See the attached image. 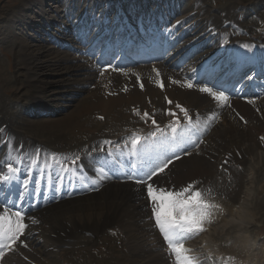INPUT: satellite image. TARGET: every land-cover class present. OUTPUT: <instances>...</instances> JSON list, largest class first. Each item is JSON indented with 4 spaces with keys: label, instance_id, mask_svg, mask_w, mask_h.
I'll return each instance as SVG.
<instances>
[{
    "label": "bare ground",
    "instance_id": "bare-ground-1",
    "mask_svg": "<svg viewBox=\"0 0 264 264\" xmlns=\"http://www.w3.org/2000/svg\"><path fill=\"white\" fill-rule=\"evenodd\" d=\"M19 1L11 17L1 14L0 33L2 32L4 36L1 33L0 37L2 41L10 37L14 39L12 44L17 49L15 55L18 59L15 60L14 77L19 80L24 76L29 87L27 90V92L30 91L29 104L22 105V110L35 106L51 111L52 116L42 117L43 123L40 124L34 120L32 125H40L42 132L46 130L48 135H54L57 143H81L83 138L94 139L107 135L109 132L121 131L120 129L127 123H133L137 118L132 114V108L137 104L146 106L148 97L157 98L158 105L162 108L165 106L163 95L158 88V81L150 76L148 70H145L143 79L139 80L135 72L128 73L121 80L117 76L118 81L112 90L113 93L107 94L105 92L110 90L111 86L101 87V82L97 80L96 67L87 62L86 57L53 47L49 42H44V38L37 39L36 42L30 41L24 34V30L20 33L16 30L31 27L43 20L40 24L43 26L47 24L46 28L43 27V31H48L47 26H59L58 32L52 34L66 41L69 40L68 35L65 34L66 29L74 27L78 32L77 27L84 20L101 24L102 30L109 24L115 26L125 24V21H119L118 13L121 9L109 6L110 2L119 3L121 0ZM149 1L140 0L138 3L142 5ZM247 1L249 0H234L232 5L236 6L233 8L223 7L221 0H214L216 6L209 5L208 0H192V6L190 5L189 9L183 12L184 14L174 19L173 26L177 25L175 21L181 20L184 23L179 30L183 29L184 34L188 35L194 33L185 42L200 40L202 37L203 41L198 47L205 46L204 52L211 49L204 53V55L207 54L206 57L218 60L229 57L236 61L240 54L243 56L253 54L254 46L263 48L264 38L230 36L231 44L226 45L223 41L217 50L208 54L214 50L212 43L216 38V30L222 31V38L227 35L223 31L224 28H228L226 32L229 34L235 33L239 26L250 28L252 26L250 21L253 24L250 18H254L256 12L264 11V0L252 1V8L247 7ZM82 2L83 4L80 5ZM227 2L232 3L231 0ZM240 7L242 10H239ZM69 10H75L77 13L71 19L68 18ZM190 10H195V15H191ZM126 11L130 17H136L138 13V10L135 12L129 4H126ZM66 17L67 20H65ZM245 20H250L249 24ZM262 21L264 22V18ZM70 25L72 27H69ZM90 31L93 30L90 29ZM252 31L249 32L253 34ZM72 32L73 29L69 30V33ZM74 39L75 36L70 40L72 46ZM243 41H248L251 45L247 51L240 52L236 50V47ZM80 50L84 53V48ZM5 80L7 81V78L0 71V83ZM165 82L168 95L191 109L200 108L201 117H196L199 123L203 121L204 124L208 121L212 123L214 118L211 114L220 113L225 107L226 100H217L210 93L201 91L203 87L200 84L188 87L189 83L173 71L166 72ZM89 85H95V87L85 90ZM78 91L87 95L79 101L75 100L79 104L72 107L69 113L64 115L56 108L55 104L59 100L64 97L68 99L69 95ZM233 105L247 119L246 125L237 119L231 120L227 117L212 130L208 137L210 144L202 147L199 155L194 154L179 160L159 175L156 181L159 186L177 187L199 180L198 184H201L208 194L216 190L218 199L224 204L226 212L217 224L205 225L206 232L201 235L198 242L195 240V246L201 252L208 251L209 255L214 252L232 253L237 256L243 254L247 260H250L252 257L257 259L263 253L262 249L256 246V240L253 241L250 226L264 218V212H261L260 207L264 203V199L262 200L264 196H255L259 182L264 180V149L255 138V134L264 136V110L260 117L255 113L253 104L233 99ZM5 107L0 103V127L10 120ZM159 115L164 114L159 113ZM203 130L205 131L204 127ZM21 131L25 135L14 133L13 128L12 131L6 128L0 137L9 134V142L11 138L16 139V145L19 142H30L32 149L45 146L43 142L40 143L37 140V137L29 134L27 136L22 129ZM37 136L45 137L39 134ZM12 146L9 151H12ZM237 152L242 154V159L235 154ZM225 154H231L229 161L232 166L229 170L231 169L232 176L230 177L221 175L218 170V165L222 163ZM235 163L236 166L242 165L243 170L239 171L235 168L233 165ZM233 167L235 169H232ZM228 178H230L229 181ZM208 183L210 184L207 185ZM261 188L264 190V186ZM149 210L141 186L128 187L127 185H109L104 190L85 198L80 197L48 207L39 216L42 223L37 228L41 229L39 237H43L45 246L37 251V262L38 264H170L169 248L164 245L150 219L146 221ZM259 214L262 216L259 217ZM136 220L144 221L143 225L138 224ZM263 228L264 224L259 230ZM110 229L119 232L117 238L109 235ZM87 233L91 236H86ZM37 239L38 237H35L33 242L35 243ZM220 239L222 242L218 243ZM118 243L120 246H117ZM188 245L190 243L185 244V249ZM34 246L32 244V247ZM54 249H57L56 253ZM16 261L14 257H11L7 260V264H13L12 262ZM262 264H264L263 260Z\"/></svg>",
    "mask_w": 264,
    "mask_h": 264
},
{
    "label": "snow or ice",
    "instance_id": "snow-or-ice-1",
    "mask_svg": "<svg viewBox=\"0 0 264 264\" xmlns=\"http://www.w3.org/2000/svg\"><path fill=\"white\" fill-rule=\"evenodd\" d=\"M143 87V85H141ZM163 87V85H161ZM188 87H192L191 84ZM201 91L210 93L212 90L210 88H202ZM212 95L217 100H226L227 97L223 93H212ZM171 103V101H168ZM173 114V113H170ZM185 116H188L187 111H185ZM147 115V113H145ZM243 119V118H242ZM153 120V124H155ZM153 136L156 135L155 132L152 133ZM137 141H133L136 143ZM185 155H190L191 153L185 152ZM181 157L179 155L175 156L176 160H179ZM173 163L172 158H168L163 161L160 165H157V169L152 170L149 173H146L148 180H151L153 177L158 175V172H163L170 164ZM9 171H16L11 164L8 165ZM8 178L6 177L5 180ZM137 183H144V181H136ZM192 185L181 189L178 192H168L165 189H158L160 195L157 196L154 191L152 183L146 184L147 195L154 204L153 213L155 216L156 224L158 225L160 231L163 233L164 238L167 242L173 247V250L176 252L177 258L181 259L182 252L184 251L182 243H174L177 239L183 236L186 232H191L193 229L197 231L201 230L199 228L203 213L202 212H190V208L202 209L205 207L204 202L200 199L201 192L195 191L192 192ZM15 222L7 228V233L4 234L2 223H0V235L4 236V239L8 241L7 244H4L0 248V257L5 253V248H10L15 241L24 233V229L27 225L24 223V214L21 211H16ZM10 220L7 210L5 209L4 213L0 215V222H7ZM181 264H193V261L187 257L181 259Z\"/></svg>",
    "mask_w": 264,
    "mask_h": 264
},
{
    "label": "rangeland",
    "instance_id": "rangeland-1",
    "mask_svg": "<svg viewBox=\"0 0 264 264\" xmlns=\"http://www.w3.org/2000/svg\"><path fill=\"white\" fill-rule=\"evenodd\" d=\"M189 2H191L192 3V0H188ZM209 2H208V4L210 5H215L216 6V4H215V2H213V0H208ZM211 1V2H210ZM232 1V3H228L227 2V0H221V3L222 4H224V5H222L223 7H235L234 5H232L233 4V1L234 0H231ZM252 1H256V0H249V1H247V3H248V7L249 8H252L251 6H253L252 5ZM19 3H20V1L19 0H0V19H2V15L3 16H7V17H11V14H13L12 13V11L13 10H16V6H18L19 5ZM191 3H190V5H191ZM225 3H228V4H226L225 5ZM250 3V4H249ZM231 6H230V5ZM179 10H178V12L176 13L177 14V16H179V15H182V14H184L183 12L185 11V10H183L182 11V9L181 8H178ZM187 9H189V8H187ZM186 9V10H187ZM10 10V11H9ZM239 10H242L241 9V7L239 8ZM244 10V9H243ZM180 12V13H179ZM190 12H192V10H190ZM261 13H263V15L261 14ZM2 14V15H1ZM179 14V15H178ZM256 14V16H255V18L257 19L255 22H260V21H262V19L264 18V11H259V12H256L255 13ZM259 14H261L260 16H259ZM260 17H261V19H260ZM250 20H253V24H252V21H250ZM250 20H248V24H249V21H250V24L252 25V26H250V28L252 27L253 28V25H254V18H250ZM43 21V20H42ZM33 26V25H32ZM31 26V27H32ZM43 26V25H42ZM44 27V26H43ZM25 28H27V27H25ZM5 30V29H4ZM3 30V31H4ZM17 30V32H21V31H25V32H27V30H25V29H21L20 31H19V29H16ZM43 32V31H42ZM2 33V32H1ZM0 33V34H1ZM28 33H31V34H28V36L27 37H29V35H31L30 36V40H32V38H33V34L34 35H37L36 33H35V30H34V28H30L29 30H28ZM2 35L4 36V34L2 33ZM2 35H0V36H2ZM35 38H37V36H34V39ZM39 38V37H38ZM41 39V38H40ZM9 40V41H8ZM14 41V39L12 38V37H10L9 39H6V40H1V37H0V71L3 73V75L7 78V81L5 80V82L3 81V83L5 84H3L2 82L0 83V103L1 104H3V106L5 107V109H6V112L8 113L9 112V104H8V100H9V103H12L13 104V102H15V100H17V101H19L20 102V100H22L24 97H26L27 98V100H25L24 101V103H22L21 104V106H19V108L17 109V112H20V111H22V105H26V106H28V104H29V99H28V97H29V95H30V91L29 92H27V90H28V84L25 82V77L24 76H22L19 80H20V82H19V80H17L14 76H15V67H16V64H15V60L17 59V56L15 55L14 56V52H15V54H16V51H17V49H16V47H14L13 46V41ZM41 40H43V38L41 39ZM44 42H46V39L44 38V40H43ZM48 43V42H47ZM7 45H9V47H11V48H8V47H6ZM8 54V55H7ZM7 58H9V59H7ZM18 60V59H17ZM11 80V82H10V80ZM2 81V80H1ZM10 82V83H9ZM22 83V84H21ZM3 85V86H2ZM21 85V86H20ZM14 86H15V88H14ZM27 86V87H26ZM10 87V88H9ZM26 88V89H25ZM91 87H90V85L89 86H86V89L85 90H89ZM7 89V90H6ZM78 93H80L79 91L78 92H74L72 95H69L68 96V99H66V97H64L62 100H59L55 105H56V108L58 109V110H61V112L64 114V115H66L67 113H69L70 112V109H72V107H76L78 104H79V102H76L75 100H77L78 98V100L77 101H79V100H81V98L84 96L83 95V93H80V94H78ZM17 94V95H16ZM11 95V96H10ZM8 97V99H7V103H5V100H4V97ZM77 96V97H76ZM70 97V98H69ZM72 97V98H71ZM16 98H18V99H16ZM74 98V99H73ZM64 108V109H63ZM255 113L257 114V112L255 111ZM8 115V114H7ZM17 114H15V117L17 118V116H16ZM259 115V114H258ZM24 116H26V114H22V116H21V118L20 117H18V118H20L19 120H15V121H17L16 122V124H17V126H20V128H22V130L26 133V135L27 134H29V135H31L32 137L33 136H35V137H37L38 138V140H39V142L40 143H44L45 145H51V144H55V142L57 143V141H56V137L54 136V135H48L47 134V132H46V130L44 131V132H42L41 131V126L40 125H32V122H34V120L35 121H38L40 124L41 123H43V120L44 119H42V117H36V118H25L26 119V121H24L23 120V118H24ZM86 118V117H85ZM88 118H89V116H88ZM10 119V118H9ZM243 123V122H242ZM27 130H28V132L30 131L31 133H28L27 132ZM37 134H39V135H45V137H47V136H50V137H47V138H45V137H38L37 136ZM21 135V134H20ZM28 136V135H27ZM40 138H45L47 141H42L43 139H40ZM30 139H33V138H30ZM264 198H262V200H263ZM263 203V202H262ZM262 203H260V204H262ZM261 207V212H264V203L260 206ZM263 208V209H262ZM262 216V214H259V217H261ZM261 220H262V222H261ZM261 220L260 221H255L253 224H251V226H250V230H251V235H252V237H253V241L254 240H256L257 239V236H256V234H255V232H256V229H258V227L263 223L264 224V218H261ZM259 222H261V223H259ZM258 223V225H257V228H256V224ZM262 226V225H261ZM261 228V227H260ZM232 232V231H231ZM263 234H264V231H263ZM229 237V236H228ZM263 242H264V240H262ZM222 242V240L220 239V240H218V243H221ZM263 261H264V259H263ZM258 262H259V264H262V260L260 261V260H258ZM89 264V263H88Z\"/></svg>",
    "mask_w": 264,
    "mask_h": 264
}]
</instances>
